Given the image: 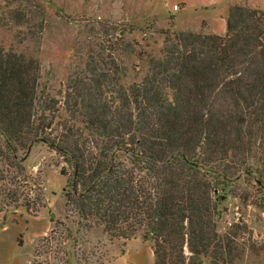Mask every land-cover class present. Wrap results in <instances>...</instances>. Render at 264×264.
<instances>
[{
    "label": "trees",
    "instance_id": "obj_1",
    "mask_svg": "<svg viewBox=\"0 0 264 264\" xmlns=\"http://www.w3.org/2000/svg\"><path fill=\"white\" fill-rule=\"evenodd\" d=\"M4 2L0 28L39 51L45 7ZM110 44L58 99L36 52L0 42V213L44 206L41 183L25 193L24 163L45 144L72 168L67 219L111 238L152 233L155 264H233L244 247L220 233L215 195L242 175L264 185V6L233 4L225 34L173 32L157 53L145 38ZM127 61L139 79L126 81Z\"/></svg>",
    "mask_w": 264,
    "mask_h": 264
},
{
    "label": "rangeland",
    "instance_id": "obj_2",
    "mask_svg": "<svg viewBox=\"0 0 264 264\" xmlns=\"http://www.w3.org/2000/svg\"><path fill=\"white\" fill-rule=\"evenodd\" d=\"M38 1L47 12L39 51L31 41L18 43L17 27L0 28V42L6 48L36 52L42 64V87L58 99H64L70 74L85 64L91 54L105 53V48L120 36L139 41L145 38L157 53L167 34L204 31L202 22L212 21L223 8L220 4L199 12L192 7L174 11L170 0ZM9 11L10 7L0 0V16ZM133 62L126 63L129 70L126 81L142 76L143 72L139 73ZM61 115L66 116V112L62 111ZM24 165L26 195L36 198L38 192H28L34 180L41 183L43 192L44 206L32 216L42 215L52 220L47 233L32 243L30 264H155L152 233L147 239L143 229L130 240L111 238L103 227L88 229L78 226L74 215L66 218L65 191L72 168L56 151L45 144H36ZM215 200L221 211L220 233H238L239 243L244 247L241 257L233 264H264V185L255 176L242 175L229 188L219 189ZM20 211L24 208H19ZM6 215L9 212L0 213V223ZM235 224L242 229L239 231ZM116 258L121 260L115 262ZM205 264L211 263L206 260Z\"/></svg>",
    "mask_w": 264,
    "mask_h": 264
},
{
    "label": "crops",
    "instance_id": "obj_3",
    "mask_svg": "<svg viewBox=\"0 0 264 264\" xmlns=\"http://www.w3.org/2000/svg\"><path fill=\"white\" fill-rule=\"evenodd\" d=\"M179 9L192 7L196 12L223 5L216 10L212 21L204 20L202 29L205 33L225 34L228 24V10L233 4H248L253 7L263 6L264 0H170ZM174 10V11H178ZM213 26V28H212ZM201 29V30H202ZM52 220L42 215L31 216L25 210L9 212L0 223V264H30L32 243L36 238L47 233ZM154 250V249H153ZM127 250L123 253L127 256ZM121 259L116 258L115 262ZM117 264V263H116Z\"/></svg>",
    "mask_w": 264,
    "mask_h": 264
},
{
    "label": "built area",
    "instance_id": "obj_4",
    "mask_svg": "<svg viewBox=\"0 0 264 264\" xmlns=\"http://www.w3.org/2000/svg\"><path fill=\"white\" fill-rule=\"evenodd\" d=\"M173 8H174V10H178L179 9V5L175 4Z\"/></svg>",
    "mask_w": 264,
    "mask_h": 264
},
{
    "label": "water",
    "instance_id": "obj_5",
    "mask_svg": "<svg viewBox=\"0 0 264 264\" xmlns=\"http://www.w3.org/2000/svg\"><path fill=\"white\" fill-rule=\"evenodd\" d=\"M152 235V234H151Z\"/></svg>",
    "mask_w": 264,
    "mask_h": 264
}]
</instances>
